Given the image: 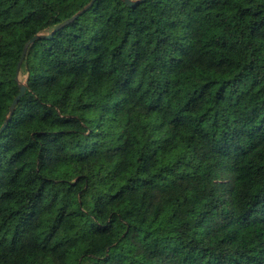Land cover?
<instances>
[{
	"label": "trees",
	"instance_id": "1",
	"mask_svg": "<svg viewBox=\"0 0 264 264\" xmlns=\"http://www.w3.org/2000/svg\"><path fill=\"white\" fill-rule=\"evenodd\" d=\"M89 2L0 0V127ZM21 75L0 264H264V0H96Z\"/></svg>",
	"mask_w": 264,
	"mask_h": 264
},
{
	"label": "water",
	"instance_id": "2",
	"mask_svg": "<svg viewBox=\"0 0 264 264\" xmlns=\"http://www.w3.org/2000/svg\"><path fill=\"white\" fill-rule=\"evenodd\" d=\"M96 0H91V2H89L83 9H81L80 11H78L77 13H75L71 18L67 19L66 21H64L63 23H61L60 25H58L56 27V29H54L52 32H50L49 34H36L33 37H31L29 39V41L25 44L24 50H23V54L22 57L18 63V67H17V71H16V79L20 82V92L16 95V97L14 98V100L12 101L10 108H9V114L5 120V122L2 124V126L0 127V133L5 131V129L7 128L9 122L12 119V116L15 112L16 106L18 104V102L20 101V99L22 98V96L24 95L25 91H26V84L25 82H22L20 80V68H21V64L24 60L25 54L27 52V49L29 47L30 44H32L33 42H35L37 39L42 38V37H46V36H52L54 34V32L58 29H60L61 27H63L64 25L70 23L72 20H74L75 18H77L79 15H81L83 12H85L87 9H89L95 2ZM145 0H125V2L129 5V6H135L138 5L142 2H144Z\"/></svg>",
	"mask_w": 264,
	"mask_h": 264
},
{
	"label": "rangeland",
	"instance_id": "3",
	"mask_svg": "<svg viewBox=\"0 0 264 264\" xmlns=\"http://www.w3.org/2000/svg\"><path fill=\"white\" fill-rule=\"evenodd\" d=\"M20 78H21V80H23V79H25V76L21 75Z\"/></svg>",
	"mask_w": 264,
	"mask_h": 264
}]
</instances>
